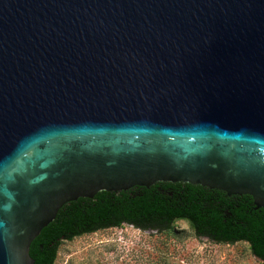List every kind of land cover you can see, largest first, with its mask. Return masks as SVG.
Listing matches in <instances>:
<instances>
[{
    "label": "water",
    "instance_id": "obj_1",
    "mask_svg": "<svg viewBox=\"0 0 264 264\" xmlns=\"http://www.w3.org/2000/svg\"><path fill=\"white\" fill-rule=\"evenodd\" d=\"M174 218L264 263V0H0V264Z\"/></svg>",
    "mask_w": 264,
    "mask_h": 264
},
{
    "label": "rangeland",
    "instance_id": "obj_2",
    "mask_svg": "<svg viewBox=\"0 0 264 264\" xmlns=\"http://www.w3.org/2000/svg\"><path fill=\"white\" fill-rule=\"evenodd\" d=\"M54 264H264L244 242L198 241L186 221L166 231H141L128 225L62 242Z\"/></svg>",
    "mask_w": 264,
    "mask_h": 264
},
{
    "label": "trees",
    "instance_id": "obj_3",
    "mask_svg": "<svg viewBox=\"0 0 264 264\" xmlns=\"http://www.w3.org/2000/svg\"><path fill=\"white\" fill-rule=\"evenodd\" d=\"M176 221H186V222L190 225V227H191V229H192V231H193V234H194V230H193V226H192V224L190 223V221H188V220L185 219V218H174V219L171 220V222H170V224H169L168 227H166V228H162V229L148 230V231H157V232L160 231V232H161V231L169 230L170 227L172 226V224H173L174 222H176ZM121 225H127V224L119 223V224H116V225H113V226H110V227H104V228H100V229H97V230H94V231L81 233V234H79V235H76V236L70 237V238L65 239V240H58V242H57V244H56V247H55V250H54V252H53V255H52V258H51L50 264H54V261H55V258H56V253H57V251H58V249H59V247H60V244H61L62 242H70V241H72L74 238H78V237L83 236V235H89V234H92V233H95V232H98V231H102V230H106V229L118 228V227H120ZM128 226H129V225H128ZM131 227H132V226H131ZM132 228H135V227H132ZM135 229H138V228H135ZM138 230H140V229H138ZM141 231H144V230H141ZM237 242H244V243H246V244L248 245V243H247L246 241H232V242H223V243H216V244H234V243H237ZM248 248H249V245H248ZM249 251H250V249H249Z\"/></svg>",
    "mask_w": 264,
    "mask_h": 264
}]
</instances>
